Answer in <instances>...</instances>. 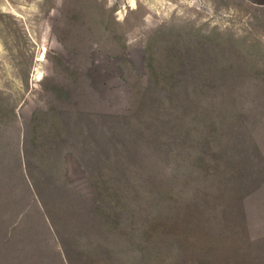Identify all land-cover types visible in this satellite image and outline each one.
Masks as SVG:
<instances>
[{"label": "rangeland", "instance_id": "obj_1", "mask_svg": "<svg viewBox=\"0 0 264 264\" xmlns=\"http://www.w3.org/2000/svg\"><path fill=\"white\" fill-rule=\"evenodd\" d=\"M256 1L0 0V264H65L60 236L83 264H264V179L216 201L198 167L249 131L264 151ZM28 169L68 182L73 220L47 228ZM195 206L203 245L179 247Z\"/></svg>", "mask_w": 264, "mask_h": 264}, {"label": "trees", "instance_id": "obj_2", "mask_svg": "<svg viewBox=\"0 0 264 264\" xmlns=\"http://www.w3.org/2000/svg\"><path fill=\"white\" fill-rule=\"evenodd\" d=\"M181 86L182 82L177 83L172 88L173 97H178L177 95L181 94ZM244 131H246L245 128ZM225 135L228 137L231 136L227 130ZM247 139L249 141L247 143L248 147H246L245 151L244 149L238 151L240 147H238L236 143L229 142L225 145H219L214 149L208 147L209 151L203 153V155L198 158V167L202 173L215 175L214 177H217L213 181V184L218 187L217 193L215 192L216 201L224 200L227 197L236 198L237 196L238 200L244 199V197L252 192L258 184L262 183L264 179V151H262L261 145H259L258 142L256 143L254 140L257 139V136H253L250 131ZM31 154L33 153L31 151L29 152V146H27L26 143L25 157L31 158ZM250 155L256 162L254 170L247 164L249 162ZM37 172L38 171L36 169H32L31 171L28 169L29 175L27 176L33 188V195L36 197L39 205L41 206V212L43 213V219L47 222V228L55 225L59 227V225H61L59 223L68 219L73 220V217H75V213L77 212V210L74 209L75 202L63 196L62 188L60 189L61 185L63 187L67 186L68 182L65 180L63 181V184L59 185V187L57 186V183H54L53 185H50L51 187H49L42 179V175ZM48 188L52 191L51 193ZM100 204L98 195V197L93 198V200L89 199L85 204V208H94L93 215L99 217L101 210L99 207ZM188 212L184 220L185 227L180 231V234L177 237L179 247H182L183 243L186 247H189L194 245V242L196 245L201 244L202 242L203 234L197 226V216L201 214V209L199 206H195L189 214ZM87 215L89 216V213H86V216ZM60 238L61 240L57 242V247L60 255L65 260V264H83L82 253H77V251L70 246L67 240L63 239L61 236ZM178 250L180 252V249ZM195 250L198 251L195 255L196 259H194L195 264H216L217 252H215L212 246L204 247L203 245L200 249L197 250L196 248Z\"/></svg>", "mask_w": 264, "mask_h": 264}, {"label": "crops", "instance_id": "obj_3", "mask_svg": "<svg viewBox=\"0 0 264 264\" xmlns=\"http://www.w3.org/2000/svg\"><path fill=\"white\" fill-rule=\"evenodd\" d=\"M252 3H254V4H260V2H258V1H256V0H250ZM262 5H264V2H263V4Z\"/></svg>", "mask_w": 264, "mask_h": 264}]
</instances>
